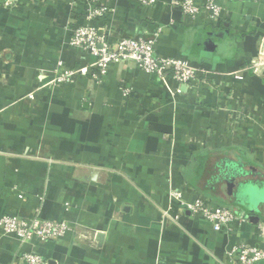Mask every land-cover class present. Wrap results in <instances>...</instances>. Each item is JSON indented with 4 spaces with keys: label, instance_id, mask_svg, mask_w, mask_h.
<instances>
[{
    "label": "crops",
    "instance_id": "obj_1",
    "mask_svg": "<svg viewBox=\"0 0 264 264\" xmlns=\"http://www.w3.org/2000/svg\"><path fill=\"white\" fill-rule=\"evenodd\" d=\"M167 1L108 0L106 34L155 36L157 54L208 70L232 99L174 91L132 61L111 63L99 81L80 74L55 85L56 71L95 60L68 45L87 0H16L0 12V218L37 213L75 226L26 243L0 228V264H23L21 250L47 264H229L236 243L258 245V215L216 230L173 193L208 196L189 184L198 153L230 147L264 169V0H217V25Z\"/></svg>",
    "mask_w": 264,
    "mask_h": 264
},
{
    "label": "built area",
    "instance_id": "obj_2",
    "mask_svg": "<svg viewBox=\"0 0 264 264\" xmlns=\"http://www.w3.org/2000/svg\"><path fill=\"white\" fill-rule=\"evenodd\" d=\"M156 1L138 0L141 5L146 7L154 5ZM167 2L171 8H176L183 17L190 20H201L206 25H217L220 20L222 7L217 0H204L203 2L168 0ZM15 4L16 0H0V10H10L14 8ZM107 7L108 0H87L80 15V22L70 23L68 45L80 53L93 55L95 60L92 63L81 64L76 68L56 71L55 85L72 83L75 77L80 74L99 81L106 75L111 63L132 61L137 68L153 75L159 81L174 82V91H178L180 86H184L190 92H199L204 87L219 91L223 98H233V93L226 92L222 81L214 82L210 78L208 70L193 65L183 58L157 54L154 43L155 36L153 38L122 37L115 40L109 38L104 23ZM259 59L256 58V61ZM131 93V87L127 85L123 87L125 97ZM173 196L192 215L201 217L213 229L232 232L249 222L248 217L243 213L235 215L229 206L220 204L208 196L199 194L191 202L182 200L181 192L178 190L173 193ZM160 216L163 219H171L169 209H161ZM0 228L4 235H14L20 239L21 243H26L38 240H56L65 233L73 231L75 226L67 221L41 218L35 213L27 217L4 215L0 218ZM254 228L258 245L247 244L243 241L236 243L229 252V264H260L264 260V218L259 217L254 222ZM15 258L23 264H47L40 254L30 250L17 252Z\"/></svg>",
    "mask_w": 264,
    "mask_h": 264
},
{
    "label": "water",
    "instance_id": "obj_3",
    "mask_svg": "<svg viewBox=\"0 0 264 264\" xmlns=\"http://www.w3.org/2000/svg\"><path fill=\"white\" fill-rule=\"evenodd\" d=\"M189 184L235 215L251 212L264 218V170L226 153H198Z\"/></svg>",
    "mask_w": 264,
    "mask_h": 264
},
{
    "label": "trees",
    "instance_id": "obj_4",
    "mask_svg": "<svg viewBox=\"0 0 264 264\" xmlns=\"http://www.w3.org/2000/svg\"><path fill=\"white\" fill-rule=\"evenodd\" d=\"M223 152H225V153H227V154H229V155H231L232 157H235V158H239V159H243V160H246V161L254 162L253 159L250 157L249 153H247V152L235 151L234 149H232L230 147L225 149Z\"/></svg>",
    "mask_w": 264,
    "mask_h": 264
},
{
    "label": "flooded vegetation",
    "instance_id": "obj_5",
    "mask_svg": "<svg viewBox=\"0 0 264 264\" xmlns=\"http://www.w3.org/2000/svg\"><path fill=\"white\" fill-rule=\"evenodd\" d=\"M212 153H225V152H223V151H221V152H212ZM227 154V153H226ZM231 156V155H230ZM252 163H254V162H252ZM255 164V163H254ZM257 167H259V168H261L260 166H258L257 164H255ZM261 169H263V168H261ZM264 170V169H263ZM244 213H247L248 215L249 214H252L251 212H245V211H243Z\"/></svg>",
    "mask_w": 264,
    "mask_h": 264
},
{
    "label": "rangeland",
    "instance_id": "obj_6",
    "mask_svg": "<svg viewBox=\"0 0 264 264\" xmlns=\"http://www.w3.org/2000/svg\"><path fill=\"white\" fill-rule=\"evenodd\" d=\"M0 12H1V10H0ZM256 161H258V162H260V163H262V164H264V162H262L261 160H258V158L256 157Z\"/></svg>",
    "mask_w": 264,
    "mask_h": 264
}]
</instances>
